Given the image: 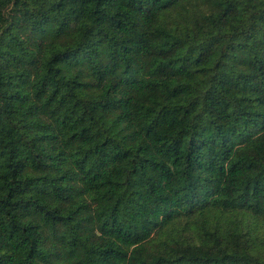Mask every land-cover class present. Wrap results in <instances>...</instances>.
<instances>
[{
	"label": "trees",
	"instance_id": "trees-1",
	"mask_svg": "<svg viewBox=\"0 0 264 264\" xmlns=\"http://www.w3.org/2000/svg\"><path fill=\"white\" fill-rule=\"evenodd\" d=\"M0 264H264V0H0Z\"/></svg>",
	"mask_w": 264,
	"mask_h": 264
}]
</instances>
